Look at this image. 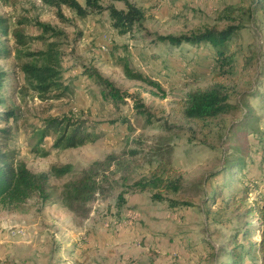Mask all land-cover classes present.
<instances>
[{"label":"rangeland","instance_id":"1","mask_svg":"<svg viewBox=\"0 0 264 264\" xmlns=\"http://www.w3.org/2000/svg\"><path fill=\"white\" fill-rule=\"evenodd\" d=\"M129 1L144 16L119 33L105 8H125L121 1L80 15L44 0H0V16L24 38L2 37L0 97L17 114L8 148L35 173L71 165L49 175L47 198L0 203V264H231L233 250L243 264H264L263 9L253 0ZM227 26L236 27L228 63L206 42L156 41ZM46 50L57 54L66 89L41 97L20 65ZM91 68L132 98H103ZM213 86L230 107L185 115L187 94ZM62 117L91 140L55 146L46 121ZM94 161L103 162L94 191L76 196L70 183Z\"/></svg>","mask_w":264,"mask_h":264},{"label":"trees","instance_id":"2","mask_svg":"<svg viewBox=\"0 0 264 264\" xmlns=\"http://www.w3.org/2000/svg\"><path fill=\"white\" fill-rule=\"evenodd\" d=\"M54 5L65 4L76 13L86 15L91 10L101 11L104 7L101 5L102 0H85V5H80L76 0H44ZM121 1L124 3L125 8L118 9L113 5H109L105 9L108 10L112 26L119 32L124 33L132 28L135 23H139L144 14L141 8L137 7L129 0H113ZM253 2L263 9L264 0H253ZM45 29L49 25H43ZM236 31L235 26H227L224 29H206L202 32H194L191 34H166L156 35V41L165 43L168 46H180L182 44H195L198 45L202 42L209 44L216 54L223 60V62L230 61L225 56V45L233 33ZM12 35L19 43L24 42L23 34L17 30L16 24L10 27V20L0 16V57L8 52L6 46L3 45L4 39L2 37ZM37 57L34 61L23 63L20 68L23 72L24 78L30 82L32 88L41 97L47 96L50 92L55 90H65L60 81L61 71L60 62L58 61L54 51H38ZM89 76L95 77L98 84L101 85V96L105 99L111 100L113 104L125 102L127 97L132 98L127 92L120 90L112 81L103 77L96 69H87ZM4 71H0V88L3 86L4 80L7 78ZM127 76L135 79L143 78L141 75H132L129 72ZM150 82V81H149ZM154 84V83H150ZM59 96V93L58 95ZM134 104L136 99H133ZM137 105V103H136ZM0 106L3 108V120L7 123L6 127L0 129V203L10 204L16 207L23 203L32 194L37 193L42 199L47 198L46 182L49 175L61 176L71 170V165L65 164L60 167H52L48 172L35 173L29 170L25 163L16 159L15 151L8 148V140L10 139L11 125L8 121L15 119L17 116L14 107L5 103L4 99L0 97ZM230 107L226 103V96L217 87L213 86L207 89H196L187 94L184 113L185 115L196 118L205 119L215 117L216 115L225 112ZM47 128L52 129L56 133L54 141L55 146L67 148L79 146L89 139L90 133L84 128L75 126L66 117L62 118H49L47 119ZM48 130L46 129L45 132ZM111 158L108 157L107 160ZM103 164L102 161H94L87 169L82 171L80 177L70 183L73 186V194L79 196L81 193H92L94 191V172L98 166ZM163 178V177H161ZM158 178L161 182L163 179ZM68 186V185H67ZM155 198L160 199L159 195H154ZM89 198V197H87ZM230 199H227V202ZM251 252V248H248ZM231 254V264H243L239 252L233 250Z\"/></svg>","mask_w":264,"mask_h":264}]
</instances>
